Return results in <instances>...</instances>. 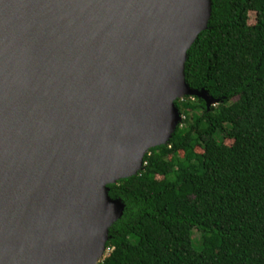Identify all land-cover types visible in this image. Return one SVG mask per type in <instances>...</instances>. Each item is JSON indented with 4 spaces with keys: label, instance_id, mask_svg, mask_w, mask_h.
<instances>
[{
    "label": "water",
    "instance_id": "95a60500",
    "mask_svg": "<svg viewBox=\"0 0 264 264\" xmlns=\"http://www.w3.org/2000/svg\"><path fill=\"white\" fill-rule=\"evenodd\" d=\"M212 0H0V264H99L138 175L183 117Z\"/></svg>",
    "mask_w": 264,
    "mask_h": 264
},
{
    "label": "trees",
    "instance_id": "16d2710c",
    "mask_svg": "<svg viewBox=\"0 0 264 264\" xmlns=\"http://www.w3.org/2000/svg\"><path fill=\"white\" fill-rule=\"evenodd\" d=\"M184 74L219 103L177 100L169 143L107 185L124 212L99 264H264V0H212Z\"/></svg>",
    "mask_w": 264,
    "mask_h": 264
},
{
    "label": "rangeland",
    "instance_id": "374dc122",
    "mask_svg": "<svg viewBox=\"0 0 264 264\" xmlns=\"http://www.w3.org/2000/svg\"><path fill=\"white\" fill-rule=\"evenodd\" d=\"M255 22H256V14L252 13V14L250 15V24H255ZM195 237L198 238L199 235L196 234Z\"/></svg>",
    "mask_w": 264,
    "mask_h": 264
}]
</instances>
